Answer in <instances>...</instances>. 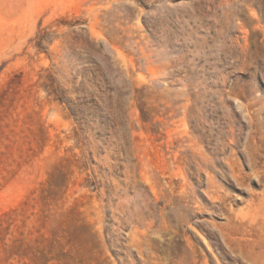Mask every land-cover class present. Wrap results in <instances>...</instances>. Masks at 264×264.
Instances as JSON below:
<instances>
[{
    "label": "rangeland",
    "instance_id": "374dc122",
    "mask_svg": "<svg viewBox=\"0 0 264 264\" xmlns=\"http://www.w3.org/2000/svg\"><path fill=\"white\" fill-rule=\"evenodd\" d=\"M0 264H264V0H0Z\"/></svg>",
    "mask_w": 264,
    "mask_h": 264
}]
</instances>
